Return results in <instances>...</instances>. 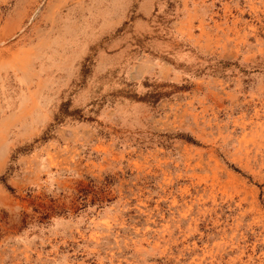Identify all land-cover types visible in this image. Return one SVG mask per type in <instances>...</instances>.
<instances>
[{"label": "rangeland", "instance_id": "obj_1", "mask_svg": "<svg viewBox=\"0 0 264 264\" xmlns=\"http://www.w3.org/2000/svg\"><path fill=\"white\" fill-rule=\"evenodd\" d=\"M0 264H264V0H0Z\"/></svg>", "mask_w": 264, "mask_h": 264}]
</instances>
